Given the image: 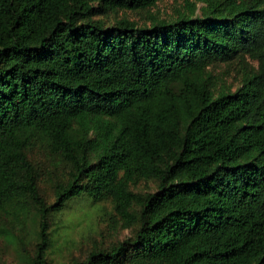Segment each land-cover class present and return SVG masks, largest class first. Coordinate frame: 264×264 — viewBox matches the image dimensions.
<instances>
[{
    "label": "trees",
    "instance_id": "16d2710c",
    "mask_svg": "<svg viewBox=\"0 0 264 264\" xmlns=\"http://www.w3.org/2000/svg\"><path fill=\"white\" fill-rule=\"evenodd\" d=\"M159 1L0 0V214H32L34 264L81 199L109 203L130 234L71 264H264V0L99 18ZM35 146L62 166L52 202Z\"/></svg>",
    "mask_w": 264,
    "mask_h": 264
},
{
    "label": "rangeland",
    "instance_id": "374dc122",
    "mask_svg": "<svg viewBox=\"0 0 264 264\" xmlns=\"http://www.w3.org/2000/svg\"><path fill=\"white\" fill-rule=\"evenodd\" d=\"M188 1L196 2V0ZM196 6L199 9L202 4L196 2ZM186 10V0H161L148 12L118 11L99 18L110 23L125 16L139 25H147L150 16L168 20ZM196 14L199 15L198 10ZM212 74L219 78L220 86L226 85L232 90L236 88L235 75L225 66H216L212 69ZM30 157L43 173V178L39 183L40 193L47 201L52 202L51 180L62 173V166H59L57 159L48 155L41 146H35L30 151ZM133 190L137 193H152L155 191V184L150 181L140 182L133 187ZM30 215L22 216L19 223H16L10 215L0 214V229L18 233L23 239V244L19 245L0 235V264H34L36 240L34 225L31 221L32 214ZM118 220L109 203L92 206L86 199L71 202L63 212L50 220L49 232L52 245L47 252V262L49 264H71L74 261H81L93 248L106 247L129 236L130 232L123 228Z\"/></svg>",
    "mask_w": 264,
    "mask_h": 264
}]
</instances>
